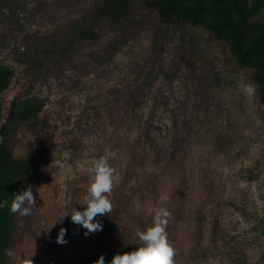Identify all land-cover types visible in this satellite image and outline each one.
Returning a JSON list of instances; mask_svg holds the SVG:
<instances>
[{"label":"rangeland","instance_id":"rangeland-1","mask_svg":"<svg viewBox=\"0 0 264 264\" xmlns=\"http://www.w3.org/2000/svg\"><path fill=\"white\" fill-rule=\"evenodd\" d=\"M99 1L15 0L11 19L0 6V151L23 164L0 197L31 185L36 199L28 216L10 211L9 264L134 251L160 207L175 264H264V98L235 51L238 39L264 78V0L174 4L204 7L214 43L147 6L126 26L97 19L98 35L79 38L72 24ZM106 150L117 153L112 211L86 236L61 218L84 210L90 162Z\"/></svg>","mask_w":264,"mask_h":264},{"label":"trees","instance_id":"trees-1","mask_svg":"<svg viewBox=\"0 0 264 264\" xmlns=\"http://www.w3.org/2000/svg\"><path fill=\"white\" fill-rule=\"evenodd\" d=\"M15 0H0V6L6 9L5 17L11 19L12 12L6 5ZM180 4V0H100L99 4L93 5L92 11H87L82 18L74 22L73 28L79 31V38L85 39L87 35L97 36L96 20L106 21L107 26L117 27L116 25L126 26L135 19L138 14V9L147 6L157 13L160 20L174 31H180L184 28L183 35L186 36L190 31L194 29L203 30L209 41L216 42L211 33V27L208 24H204V17L206 15L205 8L197 6L194 9H184L178 12V9L174 4ZM92 16V20L88 21L89 16ZM89 13V14H88ZM88 14V15H87ZM203 22H202V20ZM178 28V29H177ZM80 39V40H81ZM236 39L235 51L239 56L238 66L250 76L251 83L256 89V96L264 98V78L251 66L246 63V54ZM224 55V54H223ZM226 58V56H225ZM4 90V87L0 89V93ZM29 167V164H25ZM23 164H19L12 159V155L7 151H0V187L3 185L4 180H13V177L22 175ZM26 171V170H25ZM13 176V177H12ZM2 182V184H1ZM0 202H3V198L0 197ZM10 204L8 208H0V264H9L8 252L13 245V239L11 233L13 232V221L10 219ZM5 210V213L2 211ZM118 252H114L105 257V264H111L113 256ZM98 261V259H97Z\"/></svg>","mask_w":264,"mask_h":264},{"label":"clouds","instance_id":"clouds-1","mask_svg":"<svg viewBox=\"0 0 264 264\" xmlns=\"http://www.w3.org/2000/svg\"><path fill=\"white\" fill-rule=\"evenodd\" d=\"M249 90H251L249 88ZM117 156L115 151L106 150L104 155L93 159L88 168L90 184L84 196V210L79 211L73 208L71 212H66L61 218L71 216L74 224L82 226L89 233L102 230V223L96 220L97 216H104L112 211V203L109 199L114 187L115 169L109 161ZM166 200L167 197H162ZM36 199L33 195L32 186L26 190L15 194L11 200L10 211L20 216H28L35 208ZM7 199L0 202V208H8ZM171 218V213L163 207L154 211L151 226L139 233V240L142 242L136 250L117 253L113 256L111 264H175V249L168 241L167 224ZM95 221V222H94ZM65 229L61 228V235L57 238V243H65L62 239ZM8 255H12L11 252ZM18 264H33L32 257L19 258ZM96 264H105V257L101 255Z\"/></svg>","mask_w":264,"mask_h":264}]
</instances>
